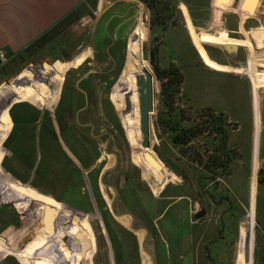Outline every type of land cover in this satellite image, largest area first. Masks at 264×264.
<instances>
[{
  "label": "rangeland",
  "instance_id": "374dc122",
  "mask_svg": "<svg viewBox=\"0 0 264 264\" xmlns=\"http://www.w3.org/2000/svg\"><path fill=\"white\" fill-rule=\"evenodd\" d=\"M252 1L80 0L44 36L19 53L6 55L0 64V196L4 197L6 184L31 192V196L16 202L0 201V247L16 251L36 235L53 232L42 223L44 206L48 205L58 211L56 219L61 225L72 224L76 217L87 220V242L77 252L91 264H115L104 225L106 209L99 197L110 185L116 195L126 187L135 195L139 191L137 199L142 203L133 205L143 218L138 220L140 224L151 226L152 216L177 200L160 217L159 229L166 239L169 226L171 233L186 235L182 239L171 236L165 256L159 243L151 246L154 264H264V226L257 224H264V186L257 197V223L253 232L246 231L247 203H238L239 210L234 211L232 205L237 202H229L233 193L227 188L233 187L227 176L232 164L227 162L211 178H206L202 168L210 154L224 159L227 151L233 156L230 161L237 159L236 149L226 143L221 151L220 132L224 130L227 137L242 124L240 134H244L252 98L248 41L232 55L210 44L240 45L241 32L257 29L261 42H255L248 54L255 67L264 70V0H256V9H249L247 4ZM201 32H209V39H201ZM153 46L156 55L151 56ZM124 57L136 68H130ZM123 64L136 74L150 68L154 75L150 145L167 171L162 178L164 187L155 191L146 186L140 167L131 161L120 113L109 98ZM168 68L179 72L177 85L170 86L161 73ZM13 101L55 111L50 124L55 139L48 135L49 125L41 123L34 140L18 124L8 141L13 126L8 105ZM210 115L219 117L216 125L221 131L214 130L213 121L186 144L172 141L166 121H175L178 128L185 129L203 123ZM157 119L161 122L155 128ZM4 156L6 167L1 164ZM188 161L198 167L191 169ZM238 165L247 167V163L236 164L235 170ZM247 174L248 169L241 168V176ZM232 177L237 192L245 194L243 180L236 174ZM157 183L156 188L160 187ZM179 194L188 199H180ZM118 205L121 208V203ZM253 206L249 201V209ZM202 208L206 214L196 219L193 211ZM153 222L157 224L156 219ZM112 227L122 239L121 253L126 254L122 264H140L142 253L133 249L120 226ZM246 240L252 244L250 254L247 252L251 261L243 258ZM127 243L132 247L128 249ZM92 248V256L87 255ZM57 249L51 248L45 258L33 257L29 264H76L77 257L59 254ZM51 250L54 254H49ZM0 264L19 263L7 254L0 258Z\"/></svg>",
  "mask_w": 264,
  "mask_h": 264
},
{
  "label": "crops",
  "instance_id": "0c3cea01",
  "mask_svg": "<svg viewBox=\"0 0 264 264\" xmlns=\"http://www.w3.org/2000/svg\"><path fill=\"white\" fill-rule=\"evenodd\" d=\"M79 1L80 0H0V51L4 53L5 57L6 55L19 53L30 43L40 37L57 21L72 11L78 5ZM257 31L258 30L255 29L251 32H241L244 33V37L240 38L239 46H243L244 40H247L251 43L257 42L259 38ZM208 33L209 32H201L200 38L208 40ZM261 33H264V31ZM247 57H249L248 49ZM250 69H252L251 61ZM250 75L251 77L249 83L251 84L252 88V98L250 114L245 124L246 130L244 134H240V131L242 130V124H238L237 127L233 129L225 139V143L230 146V148L236 149L237 152V159H234L235 161H229V164H232L233 172L231 171V173L227 176V182L232 185L233 190L230 187L227 189L233 193V197L232 199L225 198V200L228 202L227 199H229L230 203L237 202L236 204L233 203L232 205V207H234V211L239 210L238 203L244 201L247 203L245 227L246 231L253 232V228L255 227L254 222L257 223L256 214L259 188L264 186V74L255 73L251 70ZM231 157L233 156L231 155ZM188 163H190L191 169H193L194 166H197L193 161H188ZM243 163H247V167L238 165L236 170L234 169L236 164ZM172 167L175 168L176 166L173 165ZM241 168L248 169V174L246 177L241 176ZM259 171L262 172L263 177L261 183L258 182ZM234 174L241 178L244 185L247 186L245 194H239L235 189V184L231 181V178H233L232 176ZM142 179L147 183L146 186L152 189L150 183H148L143 177ZM106 187L110 196L107 194L108 192H106V194L100 193L99 197L104 202L106 209L105 216L108 218L109 230L106 227L105 229L109 237L108 241L111 245L110 247L115 253V264L124 263L126 254L121 253V251L124 249L122 245V239L120 236L113 233L112 226H114V224L120 226L121 230L123 231L121 232L128 236L129 241L133 244V249H137L138 252L140 251V253H142L141 259L143 260L140 261V264H154V254L152 252L151 246H156V242L160 244L159 250H161L162 255L165 256V254L168 253V242L170 241L171 236H174L176 239H179V237L181 239L182 237H185L186 232L177 233L176 231H172L171 233L169 226L167 228L165 227L167 229V236L169 235V237L166 239L159 229L160 227L158 221L160 220V217L163 215L164 211L171 205H174L177 200L166 205L165 208H163L164 210L156 213L155 216H152V224L149 226L146 222L142 224L138 222V220L142 222L143 219L142 216L135 212L137 205H133L142 203L140 201L141 198L137 199L139 195L138 190H136L137 195H135L132 194L129 187H126L124 192H121L120 195H116V193L112 192L113 189H111L110 185ZM162 187H164V185H162ZM250 187L251 191H249ZM149 195L153 198L151 194ZM178 197H180V199L182 197L188 199L186 194L184 196L179 194ZM249 201L250 203H254V209H249ZM118 203H121V208L119 207ZM196 212V210L193 211V214L195 215ZM204 213L206 214V210ZM154 219H156L157 224L153 222ZM194 222L197 221H190V224H194ZM257 224H259L261 227L264 226V224L260 225L259 222ZM191 226L192 225H189L190 228ZM187 234H190V232ZM246 235V237H248V233H246ZM249 239H251L250 234ZM246 241L243 258L245 261H251L249 254L252 244L250 240ZM130 246L131 245L127 243L128 249ZM247 252L249 254H247Z\"/></svg>",
  "mask_w": 264,
  "mask_h": 264
},
{
  "label": "bare ground",
  "instance_id": "6f19581e",
  "mask_svg": "<svg viewBox=\"0 0 264 264\" xmlns=\"http://www.w3.org/2000/svg\"><path fill=\"white\" fill-rule=\"evenodd\" d=\"M124 62H126L130 68H136L135 65H131L128 62V58L126 57H124ZM130 68L124 64L122 65V68L112 85L109 98L120 113L118 116L120 115L119 118L124 131V136L131 148V161L140 167L142 177L150 183L152 190L155 191L160 189L161 185L164 184L162 178L167 174V171L163 167V164L161 168L152 165L144 157L145 149L140 146L141 135L138 128V107L136 93L134 92L136 73ZM130 90H133L131 95H129ZM128 111H131L130 115ZM135 111H137V119L136 116L134 117ZM158 181L160 187L156 188V186H158ZM3 188L5 195L4 197H2V195L0 196V201L16 202L28 199L31 196V192L17 189L11 184H6V187L3 186ZM71 222L72 224L64 223V225H61L60 220L56 219L55 230L53 232L36 235L19 250H3L0 247V258L7 254H11L14 255L19 264H29L33 257L39 256L45 258L51 248L56 249L57 247L59 254L68 255L70 253L73 254L75 258L77 257L78 259H75L76 264H91L86 256L77 252V248H80V245H84L87 242V235L84 232H89V224L84 217H76L75 219H71ZM66 237H69V239L66 240ZM40 246L41 248H39ZM35 247L38 248L34 252L33 249ZM94 250L95 248L90 249L87 255L92 256ZM49 254H54L53 250H51ZM45 264L54 263L48 261Z\"/></svg>",
  "mask_w": 264,
  "mask_h": 264
},
{
  "label": "trees",
  "instance_id": "16d2710c",
  "mask_svg": "<svg viewBox=\"0 0 264 264\" xmlns=\"http://www.w3.org/2000/svg\"><path fill=\"white\" fill-rule=\"evenodd\" d=\"M72 11H70L68 14H70ZM68 14H66L59 21L63 20ZM59 21H57L51 27L55 26ZM46 32L47 31H45L40 37L44 36V34ZM40 37H38V38H40ZM260 39H261V37L258 38V43L261 42ZM255 46H256V44L251 43V42H247L245 45V47L248 49V51L252 50ZM248 56H249V60L254 64V67H252L251 70L254 71L255 73L264 74V70L260 69L259 67H255L256 62L252 58L251 54H248ZM153 64H154L153 65L154 70L157 73V69H158L157 65H155L154 62H153ZM161 73H164V75L167 77V79L169 80L168 84L170 86L171 85H173V86L177 85L180 82V75L176 69H169V68L164 69L161 71ZM67 111L68 110H66V115H67ZM8 113H9L10 118H11L12 123H13L11 132L9 133V135L7 137L8 141L11 138V135L15 131V128L17 127L18 124H21L23 127L22 129L24 131H26L25 133H27L29 136H31L32 140H34L35 138L33 136H36L37 134H39L38 126L41 123L49 125L48 126L49 127L48 135L51 138L55 139L54 131L50 125L51 121H52V119H51L52 114L55 115V111L51 112L49 109H47L45 107H37L36 105H33V104L26 102V101H19V102H14L11 104V106L8 109ZM213 121H214V126H215L214 130L221 131L222 129L216 125L219 121V117L216 119L213 115H210V118L207 119L206 121H203V123L201 122V123H199L193 127H189V128H185V129L178 128L177 125L175 124V121H166V126H167V129L169 130V132L171 133V139L175 144H186V143L190 142L192 140V138H194L195 135L199 131H201L202 128L207 127L209 125H212ZM160 122H161L160 119H157L154 122L155 128L158 127V124ZM47 131H48V128H47ZM220 133H221V138H223V143H222V146L220 147V149L223 152V150L225 148L224 143H225V139H226V133L224 130H222ZM223 155H224V159H222V158L220 159L219 156L216 154H210L207 156L206 160L204 161V163L202 165L203 170H205L207 173L206 178H211V177L215 176L218 168L224 167L226 165V163L230 161L231 156H229L227 151L223 152ZM5 161H6V156H4L1 160V164L4 166H5ZM172 170L174 172H176V170L174 168H172ZM260 173H261V171H259V177H258L259 183H261L263 180V177L261 176ZM103 218H104V225L109 230L108 221L105 219L106 217L103 216Z\"/></svg>",
  "mask_w": 264,
  "mask_h": 264
},
{
  "label": "water",
  "instance_id": "95a60500",
  "mask_svg": "<svg viewBox=\"0 0 264 264\" xmlns=\"http://www.w3.org/2000/svg\"><path fill=\"white\" fill-rule=\"evenodd\" d=\"M256 0H253L249 4H247V7L249 9H254ZM241 9V7H240ZM256 9V8H255ZM255 11V10H254ZM253 11V12H254ZM135 38V37H134ZM215 45L228 55L234 54L239 45L236 44H210ZM155 61V60H154ZM225 73H230L233 75H238L240 73L238 72H229L224 71ZM154 75L150 68H144L141 73L135 75L134 80V92L137 95V107H138V128L140 131V146L144 148V157L155 167L161 168L162 162L159 160V158L154 154L153 150L151 149L150 145V131L152 127V121L150 114L154 110ZM133 90L129 91V95H131ZM14 102H10L8 105V109L10 105ZM165 184V183H164ZM47 205L44 206V211L42 215V223L44 227H47V229H51L52 231L55 230V221L58 217V211L55 210L53 207H48ZM204 209H200L197 211L194 215L195 218H199L204 214ZM240 234V231H239ZM241 243L243 242L244 238H240ZM243 247V246H241Z\"/></svg>",
  "mask_w": 264,
  "mask_h": 264
},
{
  "label": "built area",
  "instance_id": "2783aa9c",
  "mask_svg": "<svg viewBox=\"0 0 264 264\" xmlns=\"http://www.w3.org/2000/svg\"><path fill=\"white\" fill-rule=\"evenodd\" d=\"M6 60V57L2 51H0V62L3 63Z\"/></svg>",
  "mask_w": 264,
  "mask_h": 264
},
{
  "label": "flooded vegetation",
  "instance_id": "af4514ba",
  "mask_svg": "<svg viewBox=\"0 0 264 264\" xmlns=\"http://www.w3.org/2000/svg\"><path fill=\"white\" fill-rule=\"evenodd\" d=\"M151 56H153V55H156V49H155V47L153 46L152 47V49H151Z\"/></svg>",
  "mask_w": 264,
  "mask_h": 264
}]
</instances>
